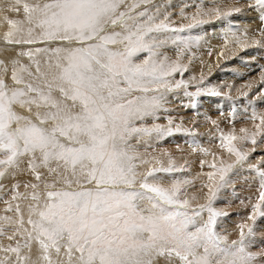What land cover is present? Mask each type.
Wrapping results in <instances>:
<instances>
[{
	"label": "snow or ice",
	"instance_id": "snow-or-ice-1",
	"mask_svg": "<svg viewBox=\"0 0 264 264\" xmlns=\"http://www.w3.org/2000/svg\"><path fill=\"white\" fill-rule=\"evenodd\" d=\"M150 2L5 4L3 44L11 52L5 48L4 54L12 68L9 74L8 63L0 59V180L24 171L26 160V171L36 182L23 185L31 189L25 195L18 191L19 183L13 185V201L30 200L26 215L20 203L4 201L5 212L13 215L0 217V237L9 241L0 244V264H264V246L250 250L256 244L257 220H264V170L253 166L259 195L247 216L251 223L237 225L238 238L229 239L230 234L218 230V221L230 214L214 206L230 182L228 174L248 159L234 141L255 145L264 115H253L259 124L251 137L247 129H241L242 137L221 135V146L235 161L209 165L215 171L206 174L208 196L196 205L181 181L165 186L157 175L183 167H176L171 157L167 166L161 159L153 158V163L128 142L133 135L159 139L174 132L192 134L171 119L167 127L131 124L155 116L166 92L188 87L183 79H170L183 76L187 66L158 58L156 51L158 34L183 32L185 26L173 27L167 16L157 20L146 7L137 11ZM249 7L264 12V0H253ZM239 11L212 10L218 19ZM199 15L188 28L203 23ZM235 40L250 46L247 39ZM37 44L45 46L23 48ZM142 52L148 56L138 62ZM40 54L43 62L36 58ZM20 57L30 64L21 63ZM203 92L221 95L215 88L185 94ZM41 168L47 169L51 182Z\"/></svg>",
	"mask_w": 264,
	"mask_h": 264
},
{
	"label": "rangeland",
	"instance_id": "rangeland-1",
	"mask_svg": "<svg viewBox=\"0 0 264 264\" xmlns=\"http://www.w3.org/2000/svg\"><path fill=\"white\" fill-rule=\"evenodd\" d=\"M166 2L167 4L170 2L168 4L171 7L170 10L168 6V8L165 7ZM252 2L253 0H151L144 7L142 5L143 8H147L149 14L157 17V20L167 16V22H170L173 27L185 26L183 32L158 34L160 47L157 50L160 54L158 58L166 56L169 62L179 60L187 66L188 70L183 76L177 74L170 79H183L187 81L188 87L184 88L183 94L178 91L179 89L174 91L175 96L183 97H176L177 101L175 98L171 99L172 102L174 101L172 106L180 108L185 120L180 121L174 115L168 117L166 113H163L169 108L167 103L171 101L165 96L163 101L165 106L162 111L157 110L155 116H147L142 120L137 119L134 126L152 128L158 124L167 127L168 120L171 119L173 125L179 124L182 128L191 130V135L187 132H174L170 136H163L159 139L155 135L146 137L149 140L146 146H141V149L143 152L160 148L168 149L173 152L172 155L179 158H184L192 152L190 157L180 162L182 165L176 166L183 167L184 171L167 173L161 182L164 185H171L174 180L181 181L184 193L188 194L189 199L192 198V194L193 197L196 196L195 200L198 204H201L199 201L206 202L207 198L204 193L208 194L206 191L208 188L205 185L210 183L206 174L215 170L209 165H203L200 157L197 159L195 157L197 155L193 156V153H201L206 146L219 147L222 156L214 163L217 166L221 165V161L224 164L234 163L235 157L221 146V135L235 134L237 137H242L244 135L241 129H247L251 137L257 131L255 125L259 124L258 119L253 120V115H264V90H262L264 89V20L261 19L264 12L249 7ZM151 4L153 7L156 5L155 8L159 7V11L160 7H164V10L158 12V8H153ZM215 8H219L222 12L235 8H239L240 11L233 12L230 17L218 19L212 12ZM198 13L200 15L197 18L203 20V23L188 28L187 25L194 23L192 18ZM204 13L209 14L204 15ZM235 38L247 39L250 46L242 47ZM253 40H259L261 44L252 45ZM222 49L225 52L217 58ZM139 56L144 59L148 55L141 53ZM203 68L207 69V73L199 75L198 72ZM201 76H203V84L200 83ZM198 88H215L221 92V95L213 96L203 92L200 95H188L187 97L185 94L186 92L196 93ZM135 95H140V93H135ZM191 117L196 120L189 121ZM142 121L144 123L140 125ZM261 131L262 134L255 137L257 141L255 145L243 140L242 145L238 147L234 141L237 148L246 153L249 152L247 156L252 162L234 168L228 174L227 179L230 182L220 190L214 205L218 210L230 214L218 221V230L222 234H230L229 239L238 238V224L251 223L247 220V216L257 202L260 183L253 166L264 170V128ZM128 142L131 147L139 143L132 136ZM196 161L201 163V166L198 162L196 164ZM2 181L0 180V197L6 196L13 187L11 178L5 180L4 183ZM184 181L189 183L185 184ZM1 198L0 211L6 207ZM0 217H2L1 213ZM256 232V244L250 248L254 252L260 251L264 246V220L258 218ZM0 238L6 240L4 237Z\"/></svg>",
	"mask_w": 264,
	"mask_h": 264
},
{
	"label": "bare ground",
	"instance_id": "bare-ground-1",
	"mask_svg": "<svg viewBox=\"0 0 264 264\" xmlns=\"http://www.w3.org/2000/svg\"><path fill=\"white\" fill-rule=\"evenodd\" d=\"M7 2H9V0H0V59H2V60H5L7 63H8V69H9V74H10V72H11V68H12V65H11V62L9 61V58H8V56H6L4 53H5V48H8L9 49V52H11V46H6V45H4L3 44V34H4V31L6 30V25L4 24V21H3V16H4V11H3V9H4V7H5V4L7 3ZM168 2V1H167ZM167 2H166V5H165V7H167L168 6V4H170V2L167 4ZM132 3V0H127V4L125 5V6H127V5H130ZM153 4V3H152ZM151 4V5H152ZM145 5H143V7H144ZM156 6V5H155ZM155 6L153 7V5H152V7L153 8H155ZM143 7H141V8H143ZM149 7H151V6H149ZM169 7V6H168ZM167 7V8H168ZM156 8H158V12H162L164 9V7L163 8H161L160 7V11H159V7H156ZM155 8V9H156ZM166 8V9H167ZM170 8L171 7H169L168 9L170 10ZM168 10V11H169ZM152 12V11H151ZM150 13V12H149ZM158 14V13H157ZM160 14V13H159ZM9 15H13V14H11V13H9ZM155 17V16H154ZM156 19H157V17H156ZM159 38H161V37H159ZM159 41V40H158ZM160 42V41H159ZM31 46H35V47H39L40 46V44H37V45H31ZM31 46H28V45H25V46H23V48L25 49V50H27V49H29V48H31ZM156 51L158 52V50L156 49ZM225 52V50L224 49H222V50H220V55L219 56H217V58H220L222 55H221V53H224ZM142 53H146L147 55H148V53L147 52H142ZM159 53V52H158ZM141 54V53H140ZM12 55L14 56V53H12ZM37 59H39V60H41V62H43V60L45 59V56H44V54H40L39 56H37L36 57ZM147 58V57H146ZM20 59V61H21V63H23V64H30V61L28 60V58L27 57H20L19 58ZM137 60H138V62L139 61H142L143 59H141L140 58V56H138V58H137ZM182 63V62H181ZM183 64V63H182ZM184 65V64H183ZM207 73V69L206 68H203V69H201L199 72H198V74L200 75V74H202V75H204V74H206ZM176 90L177 89H174L173 91H171V92H166L165 93V96H166V99H169V100H171V99H176V97H178V96H181V95H178V96H175V94L176 93H174V91L176 92ZM178 91H180V92H182V94H183V91H184V88H179V90ZM189 93H192V92H189ZM181 97H183V96H181ZM187 97H189L188 95H187ZM164 101V100H163ZM176 101H177V99H176ZM173 103H174V101L172 102V100L171 101H169L167 104H168V106H169V108L168 109H166V111H164L163 113H166V115L168 116V117H171V115H174L177 119H179L180 121L182 120H185L184 119V117H183V115H181L182 113H181V111H180V108H176V107H173L172 105H173ZM164 106H165V104L162 102V107L159 109V111H162V109L164 108ZM18 111H22V110H20V109H18ZM24 114H27V113H24ZM195 117V116H194ZM194 117H191V118H189L188 120L189 121H194V120H196ZM137 119H133L132 121H131V124L134 126V124H135V121H136ZM144 122L142 121V122H140L139 124L140 125H142ZM168 125V124H167ZM209 135V134H208ZM242 135H244V133H242ZM132 137H135L136 138V140L137 141H139V143L137 144V145H135V146H133V147H131L136 153H138L140 156H142L143 158H145V159H149L150 161H152L153 163H154V159L153 158H156V159H161V160H163L164 161V164H165V166H167V161H168V159L169 158H167V157H171V159L175 162V166H178V165H180L182 162V160H184V159H186L187 157H190L191 155H192V152H189V154L186 156V157H184V158H179V157H177V156H175V155H172L173 154V152H170V151H168V149H163V148H160V149H157V150H153V151H147V152H143L142 151V149H141V146L143 145V146H146V144H147V141L149 140L148 138H146V137H138L137 135H133ZM242 139H237L236 141H235V144L239 147L240 145H242ZM242 152H244V153H246V151H244V150H241ZM165 153L167 154V155H165ZM197 155V156H195V155ZM247 155H249V152L248 153H246ZM193 156H195V157H197V159H198V157H200V160L203 162V165H210L211 163H214V162H217V158H219V157H221L222 156V152L220 151V148L219 147H213V146H206L205 147V149H204V151H202L201 153H199V154H197V153H193ZM192 156V157H193ZM194 158V157H193ZM192 158V159H193ZM249 158L250 157H248V159L244 162V164L245 165H247V164H250L252 161H250L249 160ZM189 159V158H188ZM194 160V159H193ZM199 161V160H198ZM198 161H196V164H197V162ZM200 161V162H201ZM181 162V163H180ZM185 162V161H184ZM199 163V162H198ZM184 164V163H183ZM186 164H189V163H186ZM195 164V163H194ZM182 165V164H181ZM199 165L201 166V163H199ZM226 165V164H225ZM198 166V165H197ZM144 167H147V166H144ZM144 167H142L140 170L141 171H143L144 170ZM21 168L22 169H25L24 171H22V172H20V173H17L16 175H15V177H13L12 175H6L4 178H3V183L5 182V180H7L8 178L10 179L11 178V182H12V185H15L14 184V182L17 184V183H19L20 184V187H19V189H18V191L21 193V195H25V194H30L31 193V189H25L24 188V184L25 183H28V182H36L35 180H34V178L32 177V175L29 173V172H27L26 171V160H25V162L21 165ZM39 171H41L43 174H44V178L46 179V180H48L49 182H51V180H52V177L48 174V172H47V169H43V168H41V169H39ZM159 177H160V179H164V177L167 175V173H158L157 174ZM8 177V178H7ZM7 178V179H6ZM217 178H218V176H217ZM10 185V184H9ZM165 186H170V185H165ZM11 187V186H10ZM41 187H43V185H41ZM12 189H13V187H12ZM12 189H11V191L9 192V193H7V195L6 196H4V197H0L1 198V200H3V201H8V202H10V203H12L13 205H15L16 203H20V205H21V208L24 210V212H25V215L27 214V209H28V206H29V203H30V200H24V199H22V200H20V201H13L12 199H11V196H12V194L16 191V189H14V191H12ZM0 191H1V189H0ZM206 191H208V190H206ZM191 194V193H190ZM187 196V198H188V194L186 195ZM191 196V195H190ZM204 196L207 198V196H208V194H206V193H204ZM192 197H193V194H192ZM196 197V196H195ZM198 200V199H197ZM199 202H201V203H203V201H199ZM194 204L196 205V204H198V202L195 200L194 201ZM6 208V207H5ZM5 208H2V210L0 211V213H1V216H5V215H8V216H12L13 215V213H10V212H5ZM236 239V238H235ZM9 242L8 241H6V240H2L1 238H0V244H3V245H7ZM3 256V254L2 253H0V257H2ZM160 264H164V262L161 260L160 261Z\"/></svg>",
	"mask_w": 264,
	"mask_h": 264
}]
</instances>
